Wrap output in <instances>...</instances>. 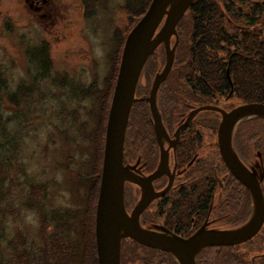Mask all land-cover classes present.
<instances>
[{"label": "flooded vegetation", "instance_id": "obj_1", "mask_svg": "<svg viewBox=\"0 0 264 264\" xmlns=\"http://www.w3.org/2000/svg\"><path fill=\"white\" fill-rule=\"evenodd\" d=\"M197 1L192 2L177 25L179 31L180 22L186 18L188 32L185 36L190 56L185 58V64L193 65L184 73L174 60L172 71L160 84L156 96L165 132L156 130L146 98L166 64V54L163 64L161 58L149 59L146 64L124 143V166L139 181L125 182L127 214L132 217L139 209V224L143 230L185 240L202 230L231 232L251 222L255 205L251 190L232 170L234 162L224 157L223 151L228 147L225 138L220 136L222 112L230 113L249 104H264L246 102L237 88V74L247 77L242 70L253 68L252 64L259 61L242 55L240 49L245 40L250 42L257 30H264V0H258L260 8L256 9L238 8L235 4L238 0H218L219 7L207 11L203 19L196 18L194 13L197 9L192 6ZM49 2L28 0L37 10ZM174 40L176 42L175 37L172 46ZM197 49L202 56L198 57ZM198 64L213 71L205 72ZM242 64L244 69H240ZM231 70L236 74V85L230 77ZM224 75L229 85L225 84ZM257 125L264 127V118L252 116L240 120L233 129L230 148L240 167L256 177L264 195V132L258 130ZM195 262L264 264V222L260 230L243 243L203 248ZM121 264L180 262L170 252L124 237Z\"/></svg>", "mask_w": 264, "mask_h": 264}, {"label": "rangeland", "instance_id": "obj_2", "mask_svg": "<svg viewBox=\"0 0 264 264\" xmlns=\"http://www.w3.org/2000/svg\"><path fill=\"white\" fill-rule=\"evenodd\" d=\"M125 5L126 0H98L94 15L88 17L82 0H50L38 10L28 0H0V72L6 79L3 92H16L22 85L34 89L18 107L10 106L5 98L0 101V117L8 130L7 136L0 134V157L13 158L12 175L6 182L8 196L3 203L9 210L6 235L12 238L23 232L28 249L36 251L43 246L40 215L23 207L32 186L47 188L44 210L49 214L51 228L47 232L52 238L54 216L82 210V218L83 202L89 197L90 171L94 163L102 170L106 127L97 137L98 143L94 139L100 127L101 103L96 98L75 96L73 88L89 90L94 86L102 88L104 95L119 47L118 34L128 21ZM45 44L50 46L52 61L48 72L27 55L29 49ZM257 129L264 132L261 125ZM99 188L97 182L94 216ZM68 233L64 240L60 238V250L55 248V255L65 264H82L81 259L76 262L72 258L71 248L81 241V231ZM94 233L92 226V262ZM5 245L2 258L8 260L12 254Z\"/></svg>", "mask_w": 264, "mask_h": 264}, {"label": "water", "instance_id": "obj_3", "mask_svg": "<svg viewBox=\"0 0 264 264\" xmlns=\"http://www.w3.org/2000/svg\"><path fill=\"white\" fill-rule=\"evenodd\" d=\"M194 0H152L147 12L127 36L124 44L115 91L109 110L104 146L99 199L96 211V245L99 264H121V242L124 237L172 253L180 264H196L197 253L211 245H235L253 237L264 222V195L259 182L243 170L233 152L231 135L242 119L257 116L264 118V104L241 106L230 113H223L220 136L225 138L227 156L234 162L232 170L251 190L254 214L250 223L231 232L208 233L200 231L185 240L143 230L139 224V209L130 217L124 204V187L127 180L139 183L124 166L126 131L141 74L149 58L164 45L166 64L152 86L146 101L151 105L156 130L164 131L156 106L160 84L172 71L178 46L177 25ZM176 38L172 46V38ZM207 109V108H202ZM214 109V108H209ZM226 158V157H225Z\"/></svg>", "mask_w": 264, "mask_h": 264}, {"label": "trees", "instance_id": "obj_4", "mask_svg": "<svg viewBox=\"0 0 264 264\" xmlns=\"http://www.w3.org/2000/svg\"><path fill=\"white\" fill-rule=\"evenodd\" d=\"M98 0H82V4L86 9V15L88 17H92L95 13V6ZM108 0H104L107 2ZM218 0H199L193 4V8L197 10L194 12L196 18L203 19L207 14V11L218 8ZM152 0H126V5L124 10L127 13L128 21L125 26V30L123 32H119V47L116 53L115 58L112 62V71L111 76L109 75L105 81V84L108 88L105 90L104 95H102V88L98 89L94 87L89 90H85L84 87H75L73 88L74 95H79L87 98H96L101 103L100 105V119L98 120L99 131L94 136L96 142L98 143V139L100 135L104 133V127L107 126L108 113L110 109V105L112 102L116 79L119 71V66L121 62L122 52L124 48L125 41L129 33L133 30V28L137 25V23L141 20V18L147 12ZM238 8L242 9H256L260 8V2L258 0H238L236 3ZM264 8V7H263ZM188 22H186V18L182 19L179 24V43L176 50V58L175 65L180 64V71L184 73L189 71L190 66L193 64L187 63L185 64V58L190 56V49L187 46L186 36L188 32ZM186 27V28H185ZM201 28V27H199ZM198 31L203 32V29H198ZM217 32V31H216ZM215 29L213 33L216 34ZM211 33V32H210ZM203 33H200L202 35ZM222 34V32H221ZM208 36V34H205ZM220 35V32H219ZM211 36V35H210ZM212 37V36H211ZM249 37V34L245 36ZM213 38V37H212ZM248 40V39H247ZM245 40L243 46L241 47L242 55L254 57L259 61H256L255 64H252L253 68L242 70V72L247 73V77L243 75L237 74V88L240 90V97L244 99L246 102H264V30H257L253 35L250 42ZM215 41V40H214ZM175 42V40L173 41ZM215 44V43H214ZM49 48L48 44L42 45L37 48L29 49L27 51L28 57H30L31 62H37L41 68H43L44 72H48L51 70L52 61L49 56ZM205 50V49H204ZM198 57L202 56L201 50L197 49ZM189 52V53H188ZM161 58L162 64L165 59V49L161 45L157 51L151 56L149 61L153 59ZM149 63V62H148ZM147 63V65H148ZM147 65L143 72H146ZM202 65V64H201ZM198 64L200 68L203 67V71L209 72L213 71V68L207 67L205 65L201 66ZM227 67V65H226ZM240 69H244V64L241 65ZM226 71H224L225 73ZM255 73V76H254ZM235 72L233 74L232 70L230 71V77L234 84L236 85V81H234ZM248 76H252L249 77ZM254 76V77H253ZM225 84H228L227 77L224 75ZM59 80V77L57 78ZM62 80V78H61ZM6 79L2 77V72H0V94H3V97L0 95V101L5 98L6 101L10 104V106L18 107L20 106L21 100L26 99L27 96H30L34 89L31 87H25L22 85L20 89L16 92H3V87H5ZM19 92V95H18ZM8 130L4 123H2V117H0V134L1 136H7ZM102 133V134H101ZM106 134V132H105ZM1 146V145H0ZM13 158L9 160H5L0 157V264H62L64 261L61 257L55 255V248L60 250V238L64 240L66 236L73 229H76L80 234H82L81 241L73 245L72 248V258L76 262L81 259L82 264H99L97 255V246L95 248V258L92 262L91 258V229L93 226V233L95 231L94 219H95V205H96V195H95V186L97 182L100 184L101 179V171L96 169V163L93 165V170L90 171L89 174V197L85 203L83 216L82 210H76V213H60V216H54V220H56V225L54 228V235L50 238V234H48V228H51L49 224V214L44 210L45 206V197L47 188L45 185L37 184L32 186L30 192L25 196L23 200V207L28 208L30 210H36L41 217V237L43 239V246L38 250H32L27 248L28 240L27 236L18 231L14 237L10 238L6 235L5 228V219L6 213L9 211L5 205L3 204L6 197L8 196V191L6 190V182L11 178V170L13 168ZM62 214V215H61ZM67 234V235H66ZM95 236L96 241V235ZM7 243L8 249L11 250L12 258L8 260H4L3 257V245ZM96 243V242H95ZM6 246V245H5ZM63 261V262H62ZM97 261V263H96ZM66 262H64L65 264Z\"/></svg>", "mask_w": 264, "mask_h": 264}]
</instances>
